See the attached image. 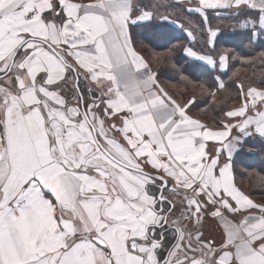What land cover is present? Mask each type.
<instances>
[{
  "label": "snow or ice",
  "instance_id": "1",
  "mask_svg": "<svg viewBox=\"0 0 264 264\" xmlns=\"http://www.w3.org/2000/svg\"><path fill=\"white\" fill-rule=\"evenodd\" d=\"M176 30L165 58L211 66L215 98L264 47V0H0V264H264V202L235 178L264 76L202 120L149 54Z\"/></svg>",
  "mask_w": 264,
  "mask_h": 264
},
{
  "label": "trees",
  "instance_id": "2",
  "mask_svg": "<svg viewBox=\"0 0 264 264\" xmlns=\"http://www.w3.org/2000/svg\"><path fill=\"white\" fill-rule=\"evenodd\" d=\"M220 21L223 22L222 26L225 28H227L228 24L232 23L230 21ZM215 23H217V21H215ZM173 35L177 39L173 40L171 44H168L166 47L157 46L152 48L148 46L147 41H145V46H148L150 51L164 53V55L161 56L162 58L160 62L153 65L154 70L158 73L159 80L164 86L166 82L175 83V85L187 88L184 92L187 91L190 93L196 91L199 103L193 108V112L196 111V115H199L200 118L206 122L211 123L213 117L222 107L230 105L233 102L236 91L233 81L239 83L240 81H243L244 78H254V80L258 82L260 78L264 76V62L260 59L261 53L264 52V47L246 48L245 51L251 57V63L230 60V68L227 71V74L222 76L226 88L217 92L215 98L209 96L207 93L201 94L198 91L200 84L206 82V85H212V78L219 75V73L213 71L211 66L206 65L204 62L195 61L192 58H186V54L181 51L179 46H177L176 51L171 58H165L169 56L167 51L168 47H171L173 44L184 45L187 43L184 40V34L179 30L174 31ZM160 43H163V41H160ZM223 47L224 45L222 44L217 45L218 49H222ZM180 75L188 76L192 83L186 85V83L180 79ZM244 151L245 155L237 159L235 163V178L238 185L239 178H249L253 172H257L260 179H264V147L257 143L255 147H246ZM239 167L241 170H239ZM260 182H256L254 189H252V194L264 195V181Z\"/></svg>",
  "mask_w": 264,
  "mask_h": 264
},
{
  "label": "rangeland",
  "instance_id": "3",
  "mask_svg": "<svg viewBox=\"0 0 264 264\" xmlns=\"http://www.w3.org/2000/svg\"><path fill=\"white\" fill-rule=\"evenodd\" d=\"M217 24H220L221 26L223 25V22H221L220 20L217 21ZM154 51H150L149 49V54H152ZM161 56L164 55V53H160ZM156 65V64H154ZM243 81L245 83L249 82V81H255L254 78H250V79H246L244 78ZM165 87L174 95L179 96L182 93H185V87L179 86V85H175V83H168L166 82ZM191 88V87H190ZM189 89V88H188ZM194 89H195V85H194ZM193 114L196 115V111L193 112ZM239 170H241V168L239 167ZM239 186L246 192L250 193L252 198L256 201H260V202H264V195H254L252 194V189H254V185L256 184V182H260V181H264V179H260V176H258L257 172H253L251 173L249 178H239ZM261 183V182H260ZM264 186V185H263Z\"/></svg>",
  "mask_w": 264,
  "mask_h": 264
},
{
  "label": "crops",
  "instance_id": "4",
  "mask_svg": "<svg viewBox=\"0 0 264 264\" xmlns=\"http://www.w3.org/2000/svg\"><path fill=\"white\" fill-rule=\"evenodd\" d=\"M202 62V61H201Z\"/></svg>",
  "mask_w": 264,
  "mask_h": 264
}]
</instances>
